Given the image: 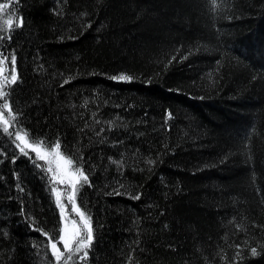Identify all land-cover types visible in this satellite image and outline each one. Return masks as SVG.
Segmentation results:
<instances>
[{
  "label": "trees",
  "instance_id": "obj_1",
  "mask_svg": "<svg viewBox=\"0 0 264 264\" xmlns=\"http://www.w3.org/2000/svg\"><path fill=\"white\" fill-rule=\"evenodd\" d=\"M0 3L9 132L88 177L94 236L56 261L51 176L0 122V264H264V0Z\"/></svg>",
  "mask_w": 264,
  "mask_h": 264
},
{
  "label": "snow or ice",
  "instance_id": "obj_2",
  "mask_svg": "<svg viewBox=\"0 0 264 264\" xmlns=\"http://www.w3.org/2000/svg\"><path fill=\"white\" fill-rule=\"evenodd\" d=\"M215 2V0H213ZM9 8V4L7 3H0V13H3L6 9ZM23 18L20 17L19 23L17 24V27H22L23 26ZM13 25V15L9 14L7 18H4L0 16V32H2L5 27L8 29H11ZM0 39H3L2 35H0ZM10 39V37H9ZM7 57H4L0 59V65H3L5 63V60H7ZM16 60L17 57L15 54L11 55V64H12V71H11V76L10 79L8 77H5L3 81H0V99H4L6 96V93L4 91V86L5 83L8 84H15L17 82L18 76H17V70H16ZM3 73V69L0 68V74ZM112 79H118L121 81L125 80H130L131 77L126 76V75H120V76H113ZM65 83H68V81H65ZM9 110V113L11 112V109L9 107L8 101L5 99L4 103L0 105V121L3 122L5 125L3 131L5 133H8L9 136H15L16 141H21V143L24 145L21 147V144H16V147L19 149L21 153L24 154L25 157H29V153L25 151L26 148H31L32 152L35 153V159L39 161H48V167L46 171L48 173H53L51 176V182L53 185L55 183H60V184H67L71 187L72 192L68 195V201L71 203V210L72 212L76 213L80 217V225L77 224L76 220H72L71 224L72 227L71 229L68 228L67 224H65V227L63 228L62 232L59 233V242H62L64 249L69 253L67 259L71 260L72 256L74 254L80 253L83 250H86L90 247L91 243L94 240L93 236V228L90 224V218H87L85 216V213L81 211L79 207H77L76 202H75V196H76V190H77V185L80 184L81 180L85 183H90L88 180V177L80 170V168H76L75 170H72L74 161L71 158L65 157L62 155L59 151L60 149V144L57 142L53 147L51 152L44 151L42 148L39 146V144H36L35 146L33 144L28 143L27 140L23 136H21L20 132H15L14 134L9 132V121L4 119V111L3 110ZM171 114H169L170 116ZM52 157L56 161V169L54 171L52 165V160H49V157ZM13 163H15V160H13ZM36 167H41L39 164L36 165ZM17 187H20L17 185ZM23 191V189H20ZM51 192L55 194L56 197V204L60 208V217L64 216V205L61 204V192L53 186L51 188ZM119 195V192L116 193ZM134 199H139V195L133 197ZM23 211V209H21ZM45 236H47V233H44ZM73 243L76 244L75 249L73 250L72 245ZM51 252L52 256L55 257L56 261L59 262L61 260V257L64 256V253L60 251V249L57 247V242H51ZM253 255L256 254V249H252ZM88 255L87 251H84L83 257L81 259L86 258ZM239 255V253H237ZM67 264V261L65 262Z\"/></svg>",
  "mask_w": 264,
  "mask_h": 264
},
{
  "label": "rangeland",
  "instance_id": "obj_3",
  "mask_svg": "<svg viewBox=\"0 0 264 264\" xmlns=\"http://www.w3.org/2000/svg\"><path fill=\"white\" fill-rule=\"evenodd\" d=\"M0 68L3 69V73L0 74V81H3L5 77H8L10 79L11 71L9 73H7L6 70H5L4 64L3 65H0ZM7 85H8V83H5V86H7ZM5 86H4V88H5ZM3 103H4V99H0V105H2ZM3 111H4V119L5 120H8L9 119V110L5 109ZM0 122L3 125V127H5V125L3 124V122L2 121H0ZM16 142H17V144H21V147L24 146L21 143V141H16ZM25 151L32 152L31 148H26ZM44 151L51 152V150H44ZM32 153L35 155L34 152H32ZM48 159L49 160H52V165L51 166L53 167V169L55 171V169H56V161L51 156ZM42 162L45 164V167L47 168L48 167V161L46 160V161H42ZM49 174H50V176L53 175V173H49ZM53 186H55L61 192V201L60 202H61V204L64 205V216L63 217H60V233L62 232L63 228L65 227V224H67L68 228L71 229V227H72V224H71L72 220H76L77 221V224L82 227V225L80 223V217H79V215L76 214V213H74V212H72V210H71V208H72L71 203H69V201H68V195L72 192L71 187L69 185H67L66 183L65 184H60L58 182L55 183V185H52V187ZM77 187H78V185H77ZM76 192H77V190H76ZM53 197H54V200H55V203H56V197H55V194L54 193H53ZM75 202H76V196H75ZM76 205H77V202H76ZM56 207L58 209V213H60V208L57 206V204H56ZM49 247H50V251H51V244L49 245ZM57 247L60 249L61 252H63V253L64 252H67L64 249V246H63L62 242H59V240L57 242ZM75 247H76V244L73 243V245H72L73 250L75 249Z\"/></svg>",
  "mask_w": 264,
  "mask_h": 264
}]
</instances>
